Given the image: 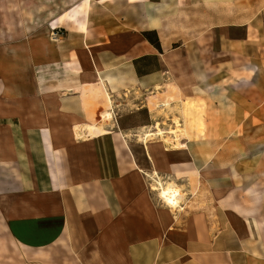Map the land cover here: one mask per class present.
Segmentation results:
<instances>
[{
	"label": "crops",
	"instance_id": "1",
	"mask_svg": "<svg viewBox=\"0 0 264 264\" xmlns=\"http://www.w3.org/2000/svg\"><path fill=\"white\" fill-rule=\"evenodd\" d=\"M195 2L209 9L208 24L217 23L210 9L227 10L220 50L226 57L239 51L257 70L227 59L199 60L170 82L164 73L180 70L164 63V38L160 51L130 32L90 43L83 30L62 37L52 25L57 17L25 34L0 32V264H264L256 244L264 232V187L255 195V211L242 204L249 182L243 169L250 164L233 158L232 142L221 149L197 140L170 149L162 141L139 144L147 169L189 195L174 211L152 191L123 132L103 128L91 135L83 128L90 124L83 90L102 81L113 98L139 93L144 103L157 88L169 93L171 84L175 96L196 109L205 100L208 118L225 121L210 125L206 135L242 142L248 133L241 123L264 125V0ZM237 7L240 19L234 20ZM233 27L243 32L240 39L232 37ZM143 58L156 59L158 70L138 74ZM218 68L225 73L221 102ZM233 72L248 79L234 85ZM258 131L264 149V126ZM258 167L257 184L264 186V159Z\"/></svg>",
	"mask_w": 264,
	"mask_h": 264
},
{
	"label": "rangeland",
	"instance_id": "2",
	"mask_svg": "<svg viewBox=\"0 0 264 264\" xmlns=\"http://www.w3.org/2000/svg\"><path fill=\"white\" fill-rule=\"evenodd\" d=\"M219 1L223 0H217L216 3H220ZM210 11L217 21L215 24H208L207 15L209 14V9L198 6V2L193 4V0H0V32L5 31L15 34L22 31L25 34L38 26H42L44 24L43 20L49 19V17L51 19L57 17L56 22L52 25L58 27L57 31L60 32L62 37H65L71 31L83 30L86 31L88 42L90 43L103 40L110 33L130 32L143 34L144 31H150V38L152 40L157 39L159 41L160 38H164V41L168 45L165 53L166 58L164 56V63L174 65L176 70H180V72L164 73L163 77L169 81L172 78L181 80L184 67L189 64L193 65V63L199 60L201 63L215 62L216 64H225L227 59L229 64L231 62L233 67H238V69L250 68L257 70L255 64L249 66L250 61H247L245 57L243 59L239 51H235L234 53L236 54L233 53L229 57H226V51L222 53L220 46H222L221 38H223L222 34L225 30L223 21L225 20L227 10L218 4L216 7L210 9ZM228 12L227 17H230V10ZM239 12V7L233 9L232 18L234 20L240 19L237 18L240 17V15H237ZM250 12L252 11L250 10ZM38 20H41V23H38ZM57 23L59 24L55 26ZM214 25L220 28H213L210 31V28ZM43 26L49 25L44 24ZM211 33L213 34L212 36H210ZM231 33L232 37L237 39H240L243 35V32L238 27H233ZM230 57H232L231 60L229 59ZM140 67L142 68V73L155 72L159 68V63L156 59H150L142 63ZM255 73L248 75H253L254 77ZM231 74L234 85L241 84L248 79V76H241L237 72ZM125 75L128 76V73H125ZM224 76V71H219L218 68L214 79L217 83L220 82L219 84L222 85L220 87H223L221 88L222 90H218L216 93L220 102L221 96L223 99L224 95H221L224 93ZM160 77L161 74L158 73L157 78L159 80ZM91 86L93 85H89L88 87ZM167 89L169 93L166 94H163L162 88H157L156 91L148 93L149 95H147L144 103L140 102L143 96L139 95V93L135 97L130 92H126V96L118 95L116 98L110 95L114 112L113 121H101L99 117L101 108L94 111L96 124L102 125L101 133L104 131L103 128L105 130H120L123 132L126 141L131 144L136 154L135 156L138 158L139 165L152 185V191L155 190L158 182H161L163 186L169 183L176 184L185 201H181L180 208L173 209L174 211H179L186 206L189 195L183 191L182 185L177 183V181L161 177L156 172L147 169L150 160L139 144L146 145L159 141L165 143V140H168L169 143L166 142L165 145L166 148L170 149L181 147L190 140H197L206 144L211 142L213 144L212 147H214L213 149H217L214 146L217 143L216 146H219L221 149L224 144L232 142L234 144L232 150L233 158L242 159L248 163L247 165L250 164V168L243 169L249 172V182L243 186L246 190L240 193V200L249 210L255 211L257 208L255 195L258 189L262 191L264 187L262 183L257 184V167L264 159V149H261L263 136L259 135V131L257 132V130L260 129L262 131L264 125H260V122L258 123L257 120H247L243 123L240 121L242 124L240 127H246L248 133L242 142L240 141L241 137L234 136L232 137L233 140H228L227 136L221 135L216 137L206 135L210 125L214 126L218 123H225V121L214 122L208 118L210 113H208L209 115L207 114L208 107L206 110L207 105L205 106V100V103L203 101L198 102L200 107L196 109V105L190 100L185 99L183 102L182 97L175 96L177 93L176 87L170 84L167 86ZM122 97H124L125 102L122 101ZM222 105L223 103H217L218 108ZM181 107L192 114L193 135L191 134L190 137L183 136L184 133H182L185 126L180 117ZM87 126H83V128L86 129ZM156 127L161 129L165 136L164 139L156 135L147 137L148 134L155 133ZM78 129H82V127ZM144 134H146L145 137ZM178 134L182 136L180 137ZM176 139L183 140L177 142ZM260 179L261 181L264 180L262 174ZM158 192L154 191L157 194ZM158 197L166 205L161 197ZM252 221L256 224L257 217H253ZM256 242L258 251L264 252V232L262 230L258 233Z\"/></svg>",
	"mask_w": 264,
	"mask_h": 264
},
{
	"label": "bare ground",
	"instance_id": "3",
	"mask_svg": "<svg viewBox=\"0 0 264 264\" xmlns=\"http://www.w3.org/2000/svg\"><path fill=\"white\" fill-rule=\"evenodd\" d=\"M83 100L87 105L86 109L88 111V120L90 121V124L87 126L86 129L89 131L90 134L97 133V132L101 133L102 125L99 126V124H96L97 122L94 120V111L98 107H100L102 109L101 112H99L100 113L99 117L101 118V121H103V122L104 121L105 122H112L113 121V113H114L112 100L110 98L109 93L106 91L104 84L101 82V83H99V85H93L91 87L85 88L83 90ZM161 105H162V107H164L163 104H161ZM165 106H166V104H165ZM180 109H181L180 117H181L182 121L184 122V126H185L184 131L182 130L183 131L182 133H184L183 136L190 137L191 134L193 135V132H192L193 121L191 119L192 114H191V112L185 111L183 107H181ZM157 125L159 126V124H157ZM179 126L181 127V125H179ZM77 130H80V129H77ZM155 130H156L155 133H150L147 135V137H153L156 135V136L161 137V139H164L165 136L163 135V132L161 131V129L156 127ZM175 133H176V130H175ZM164 134H165V131H164ZM168 134H170V133H168ZM145 135L146 134H144V137H145ZM178 136L181 137L182 135L178 134ZM141 138H142V140H144L143 137H141ZM176 138H177V135H176ZM179 140L180 139H176L177 142ZM181 140H183V139H181ZM181 140H180V142H181ZM165 141L169 143L168 140H165ZM176 147H178V146H176ZM157 179H158V177H157ZM154 191H159L158 196L161 197V199L166 203V205L169 208L174 209V210L177 208H180V203L183 200L184 196L181 194V191L177 188L176 184L169 183V184H166V186H163L161 184V182H158L157 187L155 188Z\"/></svg>",
	"mask_w": 264,
	"mask_h": 264
},
{
	"label": "trees",
	"instance_id": "4",
	"mask_svg": "<svg viewBox=\"0 0 264 264\" xmlns=\"http://www.w3.org/2000/svg\"><path fill=\"white\" fill-rule=\"evenodd\" d=\"M150 34H151V33H143V36L146 37V39L148 40V42H149L154 48H156V49H158V50L160 51L161 48H160V45H159L158 40H157V39L152 40V39L150 38ZM147 60H150V59H148V58L140 59V60H138V61L136 62V64H137V63H141V64H142V63H145ZM141 73H142V72L138 70V74H141Z\"/></svg>",
	"mask_w": 264,
	"mask_h": 264
}]
</instances>
